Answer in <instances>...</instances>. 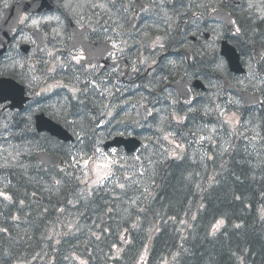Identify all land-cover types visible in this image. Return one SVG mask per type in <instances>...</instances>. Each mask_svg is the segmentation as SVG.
<instances>
[{"label": "flooded vegetation", "instance_id": "af4514ba", "mask_svg": "<svg viewBox=\"0 0 264 264\" xmlns=\"http://www.w3.org/2000/svg\"><path fill=\"white\" fill-rule=\"evenodd\" d=\"M33 1L0 0V42L14 20L18 25L0 57V142L31 130L38 110L49 112L54 99L73 103L78 113L88 104L96 122L94 135H86L91 145L112 140L113 113L137 111L146 102L154 120L201 100L218 117L222 111L244 120L264 117V0ZM20 90L27 101L12 110L9 96L20 98ZM188 92L192 102L180 95ZM239 92L259 95L263 104L249 96L248 108ZM20 224L0 215V255L1 240L10 238L9 257L0 264H76L60 257L59 245L50 258L39 252L31 230L18 242Z\"/></svg>", "mask_w": 264, "mask_h": 264}, {"label": "trees", "instance_id": "16d2710c", "mask_svg": "<svg viewBox=\"0 0 264 264\" xmlns=\"http://www.w3.org/2000/svg\"><path fill=\"white\" fill-rule=\"evenodd\" d=\"M260 119L247 117L244 121L253 130L264 124V117ZM248 137L255 143L245 141ZM238 138L212 141L215 150L211 148V158L191 160L187 154L174 161L164 158L165 147L151 138L139 156L154 170L149 173V169L144 172L134 167L129 194L118 195L120 202L113 201L108 207L106 197L98 192L81 198L75 189L68 192L63 186L59 200L50 198L52 192L48 194L46 207L25 206L33 215L30 223L50 222L52 207L64 205L68 209L77 200L82 215L93 216L82 220L75 232L63 235L59 249L62 258L68 246L78 245L80 235L84 240L98 225V214L107 213L114 233L129 232L127 250L133 263L142 258L147 264H264V129L258 131L257 138L248 134ZM29 177V186L37 187L35 167ZM30 190L24 189L23 195ZM77 214L76 209H69L71 218ZM22 219L24 225L28 224L29 218L23 213ZM43 235L32 237L37 236L41 243ZM49 245L39 248L48 258ZM95 247L93 244L94 257L97 254L105 258L106 248L98 251Z\"/></svg>", "mask_w": 264, "mask_h": 264}, {"label": "rangeland", "instance_id": "374dc122", "mask_svg": "<svg viewBox=\"0 0 264 264\" xmlns=\"http://www.w3.org/2000/svg\"><path fill=\"white\" fill-rule=\"evenodd\" d=\"M172 114H166L165 116L168 118H171ZM89 115L84 114L82 116V127L84 129L90 127L89 123ZM128 117H131L130 114H128ZM177 122L180 121V119L176 118ZM232 128H235V123L231 125ZM160 132V139H167L169 137V131H161ZM214 131L211 130L210 133H213ZM176 144V142H174ZM185 147H182L181 149L184 150ZM176 147L168 146L166 148V152H163V157L166 159H173L177 157V151ZM103 152V150H102ZM73 153V160L72 165L77 170L78 173V180L76 182L77 185H79V192L78 195L83 198L88 195L89 192H96L100 189H108L109 182L114 180V170L115 167L119 164L120 173H131L134 170V167L136 166V170L140 171H147L151 164L149 162H144L141 159L136 158L135 160L127 159L124 155H120L119 153H115L112 156H106L100 154L95 161L94 155H84L79 152V150H75ZM84 153V152H83ZM154 165V164H153ZM152 165V166H153ZM77 167V168H76ZM154 170V169H153ZM152 167L148 170L149 173L152 171ZM65 175L68 176V174L65 173ZM81 175V176H80ZM70 176V175H69ZM81 182V183H78ZM140 183H143L140 181ZM124 185H127L126 190H128V186L130 185V182H122L119 183V186H117V189H122ZM114 190V189H113ZM112 190V191H113ZM0 200H3V198H0ZM74 203V202H73ZM51 232H48L47 239L49 237H56V235H53V230H50ZM29 248V247H28ZM79 258V257H78Z\"/></svg>", "mask_w": 264, "mask_h": 264}, {"label": "water", "instance_id": "95a60500", "mask_svg": "<svg viewBox=\"0 0 264 264\" xmlns=\"http://www.w3.org/2000/svg\"><path fill=\"white\" fill-rule=\"evenodd\" d=\"M3 50H5V49H3ZM3 51L1 50L0 51V54L2 53ZM56 131H60V128L58 127V129H56ZM56 135H58V136H60V134L58 133V132H56ZM66 136H67V134H66ZM63 139H65V140H69L68 138H64L63 137ZM115 145H117V146H120V145H122V144H125V146H126V150L128 151V152H132V151H134V150H136L139 146H140V142L139 141H137V140H135V139H133V140H127V141H124V140H120V141H118V142H116V143H114Z\"/></svg>", "mask_w": 264, "mask_h": 264}, {"label": "bare ground", "instance_id": "6f19581e", "mask_svg": "<svg viewBox=\"0 0 264 264\" xmlns=\"http://www.w3.org/2000/svg\"><path fill=\"white\" fill-rule=\"evenodd\" d=\"M3 209H4V207H3ZM17 241L18 242H24L25 241V238H22V239L19 238V239H17Z\"/></svg>", "mask_w": 264, "mask_h": 264}]
</instances>
